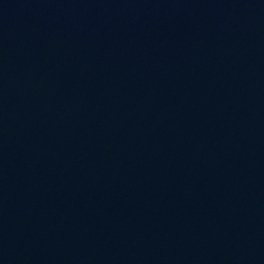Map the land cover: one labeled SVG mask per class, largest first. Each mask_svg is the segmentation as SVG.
I'll return each mask as SVG.
<instances>
[{"label":"water","instance_id":"water-1","mask_svg":"<svg viewBox=\"0 0 264 264\" xmlns=\"http://www.w3.org/2000/svg\"><path fill=\"white\" fill-rule=\"evenodd\" d=\"M0 264H264V0H0Z\"/></svg>","mask_w":264,"mask_h":264}]
</instances>
